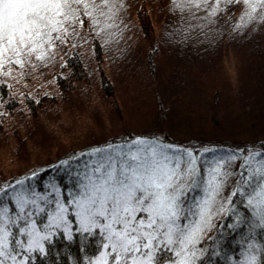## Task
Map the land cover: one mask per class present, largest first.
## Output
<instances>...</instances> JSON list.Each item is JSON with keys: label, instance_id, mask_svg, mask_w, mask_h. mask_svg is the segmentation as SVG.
<instances>
[{"label": "snow or ice", "instance_id": "6c2138e0", "mask_svg": "<svg viewBox=\"0 0 264 264\" xmlns=\"http://www.w3.org/2000/svg\"><path fill=\"white\" fill-rule=\"evenodd\" d=\"M221 2L241 0H172L171 10L215 17ZM242 3L241 20L264 8ZM119 10L118 0H0V69L45 60L77 25L111 28ZM60 166L70 187L37 191L36 172L0 182V264H34L58 235L79 242L72 264H264V144L219 155L136 137Z\"/></svg>", "mask_w": 264, "mask_h": 264}, {"label": "rangeland", "instance_id": "374dc122", "mask_svg": "<svg viewBox=\"0 0 264 264\" xmlns=\"http://www.w3.org/2000/svg\"><path fill=\"white\" fill-rule=\"evenodd\" d=\"M118 7L120 10L115 20L109 21L113 27L100 31L88 24L82 28L77 25V34L70 33L65 43L50 50L45 60L33 59L32 64H26L24 68L12 65L0 69V182H14L15 179L37 173L42 166L53 162L57 153L63 152L65 147H82L87 131L107 138L111 133L116 135L119 127L131 128L133 133L139 135L133 139L142 137L151 140L158 138L144 137L143 134L155 130L157 134L163 133L169 138L164 143L188 149L191 148L176 141H189L190 137L215 141L229 138L241 143L242 138H247L252 148L257 147L252 133H244L241 128L236 130L240 133L231 131L229 119L222 120L223 108L216 98L208 102L210 105L206 112L201 111L194 100L173 111L167 105L165 108L157 107L156 98L152 96L154 93L151 95L149 92V96L144 89L140 94L133 92L123 101L118 95L104 97L99 93L97 81L99 70L107 77L115 74L123 84H126L124 81L128 73L141 71L144 66L142 49H146V43L138 41V34L142 35L138 12H145L153 32L161 38L165 50L167 47L165 56L168 63H163L161 67L162 79L156 81L158 89L163 93H172L176 89L171 86L172 82L180 80L177 76L179 72L175 71L176 62L182 63L189 56L193 62L199 61L198 65L214 64L210 66L213 71L222 69L215 75L219 82L223 76H227V81L235 84L240 70L234 63L239 57L235 56L234 48L229 44L225 48L220 38L224 33L228 36L234 33V24L238 20L247 31L254 25L257 44L243 56L248 60H264V8L257 9L253 14L254 19L249 20L244 16L241 20L247 10L242 0L239 4L231 5L221 2V11L215 17H207L202 9L196 12L201 19H192L188 13L173 12L172 0H118ZM209 20L213 22L209 23ZM96 41L102 48L99 65L93 58L92 49ZM73 52L80 57L91 80L89 85L79 82L70 91L62 92L57 86L56 75H66L68 67H65L64 60ZM249 67L260 71L264 77L263 68L256 64ZM3 72L10 74L3 75ZM257 91L264 95V83L257 87ZM227 103L232 111L233 105ZM194 109L196 111L193 112ZM208 117H212L211 121ZM257 131L264 133V123ZM217 146L211 144L206 148L215 149L219 155L230 152L223 146ZM198 152L202 153L203 149ZM35 178L32 177L30 181Z\"/></svg>", "mask_w": 264, "mask_h": 264}, {"label": "trees", "instance_id": "16d2710c", "mask_svg": "<svg viewBox=\"0 0 264 264\" xmlns=\"http://www.w3.org/2000/svg\"><path fill=\"white\" fill-rule=\"evenodd\" d=\"M139 13L140 12H138V20L142 35L138 34V41H141L142 44L146 43V49H142L145 67L142 66L141 71L137 70L138 74L128 73L126 81H124L126 84H123L122 81H118L115 74L110 75L111 77H107L101 72L102 70H99L97 81V84H99V93L107 98L118 95L123 101L133 92L140 94L144 89L148 94L149 92H151V95L154 93L152 96L156 98L157 107L160 108L161 106L165 108L164 106L167 105V107H170L169 109L173 111L179 110L178 107L181 106L183 108L187 102L194 100L196 101L195 104H199L198 108L206 112L210 105L208 102L216 98L219 100V105L223 108V115H221L222 120L224 121L225 118L229 119L228 124L232 126L231 131L234 134L240 133V131L236 130L241 128L244 133H252V136L256 138L257 147L252 148V143L247 140V138H242L243 140L241 141L243 142L236 143V141H231V139L228 140L229 138L215 141L213 139H196V137H190L189 141H176L177 143H182L184 146L190 147L194 153L211 146V144L223 146L233 152H240L241 150H245L246 152L248 149H258L261 144H264V133L257 131L260 124L264 123V95H261V91H257V87L263 85L264 77L260 71L256 72L257 70H253L252 67H249V65L256 64L264 69V60L261 59L258 61L257 59L249 58L250 62L247 57L243 56L245 52L246 54L248 53V50L252 51V48L255 46L256 39L253 33V27L255 26H251V30L248 29L247 31L238 20V22L234 24V33L229 36L227 33H224L220 38V42L222 41L224 47L226 48L229 44L234 48L235 56L239 57L238 61L234 63L236 68L240 70L235 84L227 81L229 80L227 76H223L221 82H219L215 75L217 72L223 71L222 69L213 71L214 69L210 66L214 64L209 66L207 63L198 65L199 61L198 63L193 62L190 60L189 56V58L183 60L182 63L176 62L177 70L175 71L179 72L177 76H179L180 80L179 82L175 80L171 83V86L176 89L172 93L171 91L163 93L161 89L156 87V81L158 82L159 79H162L161 67H163V63H168L165 56L167 54V47L165 50V45L161 42V38L157 37L155 32H153V27L148 20L147 14L145 12H143V14ZM92 50L95 56L93 58L97 60V65H99L102 56L101 44L96 41ZM64 65L68 67V71L66 75H64L65 77L56 75V83L59 90L62 92L70 91L75 85L79 84V82L89 85L88 82L91 79L88 77L83 63L76 53L73 52L68 56L64 60ZM208 88L210 90H208ZM204 91L210 93L207 94ZM121 92H123L122 95ZM227 101L229 104L233 105L234 108H232V111H230L231 106H228ZM237 108H239L238 111H236ZM233 110H235V112H233ZM192 111L194 112L196 109ZM208 118L209 121H211L212 117ZM131 130V128L121 129V127H119V129L115 131L116 135H112L111 133L107 138L98 137L94 134V131L85 132L87 134L83 137L86 140L82 141V147L78 148L76 145H70L67 149L65 147L63 152L57 153L58 155H56L57 157H55L53 162L42 166L41 169L38 170L36 178L28 183L35 184L37 191L44 190V186L52 181H55L58 185L70 187L69 178L64 174L63 168L60 166L61 160L68 158L69 154L80 153L91 147L104 145L108 141H130L133 140L132 137L139 136ZM65 133H67V129ZM143 135L148 138L157 137L158 140L162 141L169 140L165 134H157L155 130L147 134L144 133ZM57 140L58 138L56 137L55 141ZM191 142L195 143V145L190 144ZM53 241V244L50 246V254L47 257L37 259L34 264H41V260H43V264H66V262L67 264H72V261L69 259L70 257L83 258L78 240L69 241L58 235L53 238ZM233 247H235L234 244L228 246L229 254H234L232 251ZM238 252L239 249L237 248L235 254H238Z\"/></svg>", "mask_w": 264, "mask_h": 264}]
</instances>
